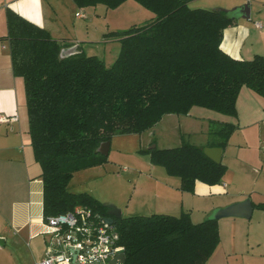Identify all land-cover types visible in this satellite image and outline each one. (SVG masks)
<instances>
[{
    "label": "trees",
    "instance_id": "obj_1",
    "mask_svg": "<svg viewBox=\"0 0 264 264\" xmlns=\"http://www.w3.org/2000/svg\"><path fill=\"white\" fill-rule=\"evenodd\" d=\"M78 7L98 3L115 9L126 0H72ZM154 17L109 32L120 48L111 65L96 55H62L71 45L7 9V35L13 74L23 79L34 158L41 168L43 218L82 205L107 215L104 203L68 190L72 174L100 165L99 151L114 135L141 133L165 114L204 107L235 116L239 90L246 86L264 98V54L235 59L221 50L223 29L236 10L191 8L190 0H134ZM210 123L209 145L226 146L234 129ZM150 162L179 176L180 189L196 181L218 183L226 171L203 148L179 146L140 150ZM264 209V203L253 204ZM123 246V264H204L219 243L218 220L198 223L187 212L120 217L114 222Z\"/></svg>",
    "mask_w": 264,
    "mask_h": 264
},
{
    "label": "crops",
    "instance_id": "obj_2",
    "mask_svg": "<svg viewBox=\"0 0 264 264\" xmlns=\"http://www.w3.org/2000/svg\"><path fill=\"white\" fill-rule=\"evenodd\" d=\"M123 4L139 5L134 0H126L116 9ZM244 4L249 6L248 16H236L235 22L223 29L220 48L235 59L249 60L256 54H264V0L188 2L191 8L227 11ZM72 5V0H0V115L16 117L15 120L0 121V253L4 252L11 234L41 238L43 255L46 241L41 234V168L31 145L23 79L12 71L9 42L5 38L7 9L41 26L59 41L70 45L77 43L82 50H91L90 41L95 33L92 14L77 8L73 11ZM64 12L71 15L72 20ZM153 17L154 13L149 10V17L144 22ZM77 19L85 21L75 24ZM86 54L95 55L88 51ZM235 109L236 115L230 116L193 106L187 114H165L152 128L136 133L142 150L150 149L152 145L168 149L182 142L204 149L219 147L209 145L211 122L234 125L226 146L221 148V162L226 171L218 183L196 181L193 191H183L179 176L169 175L163 166L152 164L146 155L141 166L147 172L137 178L129 199L125 203L106 202L117 206L121 217L178 216L187 212L193 223L204 220L216 207L246 198L253 204L264 203V98L242 86ZM210 140L214 142L218 137L212 136ZM218 231L219 243L204 264H264V209L252 206L249 218L222 217L218 219Z\"/></svg>",
    "mask_w": 264,
    "mask_h": 264
},
{
    "label": "rangeland",
    "instance_id": "obj_3",
    "mask_svg": "<svg viewBox=\"0 0 264 264\" xmlns=\"http://www.w3.org/2000/svg\"><path fill=\"white\" fill-rule=\"evenodd\" d=\"M76 8L92 14L95 33L93 40L90 41L91 50H86L101 58L107 66L114 61L120 48L119 42L108 33L112 30H124L135 23L143 24L149 17V10L140 5L123 4L119 9H112L101 3L85 7H78L73 3L71 10L74 11ZM66 16L71 19V15ZM82 21L85 20L77 19L75 24ZM80 30H83L81 26ZM110 38L116 41H111ZM86 50L83 51L87 53ZM141 147L143 146H140L136 133L114 135L110 140L107 161L74 172L69 180L68 189L76 193H89L104 204L109 200L125 203L134 189L137 178L147 172V169L141 166L144 163L143 156L147 155L140 151ZM43 249L41 238L29 239L24 234L16 237L11 234L4 246V252L0 253V264H39L43 257Z\"/></svg>",
    "mask_w": 264,
    "mask_h": 264
},
{
    "label": "built area",
    "instance_id": "obj_4",
    "mask_svg": "<svg viewBox=\"0 0 264 264\" xmlns=\"http://www.w3.org/2000/svg\"><path fill=\"white\" fill-rule=\"evenodd\" d=\"M64 49L62 55H65ZM15 119V116L0 115L1 122ZM104 217L79 205L43 218L41 234L46 241L39 264H110L111 258L123 253V246L119 244L114 224L105 222Z\"/></svg>",
    "mask_w": 264,
    "mask_h": 264
},
{
    "label": "water",
    "instance_id": "obj_5",
    "mask_svg": "<svg viewBox=\"0 0 264 264\" xmlns=\"http://www.w3.org/2000/svg\"><path fill=\"white\" fill-rule=\"evenodd\" d=\"M236 10V16L241 15L242 17H247L249 14V6L248 4H244L242 7L234 8ZM81 51V47L79 44H75L63 50V54L70 55L74 53H78ZM110 142L106 141L103 142L100 147L99 151L104 154H108ZM152 148L155 147L154 145L151 146ZM204 153L214 162H221V154L222 149L221 147H205L203 149ZM105 206L107 207V215H105L104 220L108 224H114V222L121 217L120 209L112 203H106ZM252 212V203L251 201L246 198L241 201L233 202L228 205L222 207L214 208L211 213L209 214L208 218L210 219H220L222 217H243L249 218ZM125 262V256L123 253H119L113 258L110 259V264H123Z\"/></svg>",
    "mask_w": 264,
    "mask_h": 264
}]
</instances>
